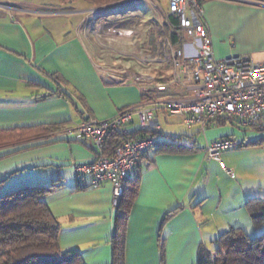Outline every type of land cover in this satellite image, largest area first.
Instances as JSON below:
<instances>
[{
	"label": "crops",
	"instance_id": "0c3cea01",
	"mask_svg": "<svg viewBox=\"0 0 264 264\" xmlns=\"http://www.w3.org/2000/svg\"><path fill=\"white\" fill-rule=\"evenodd\" d=\"M46 3L0 0V130H53L0 148V197L25 186L55 183L41 200L61 224L60 248L79 250L84 264H112L113 188L109 182L89 186V180L76 173L73 163L94 161L98 149L77 139L73 131L86 118L110 119L140 106L143 98L137 85L106 80L83 26L88 17L77 16L86 8L69 7L72 3L70 11L62 7L67 11L56 12ZM204 4L216 57L246 55L264 61V6L239 0ZM63 19L67 22L61 25ZM162 114L154 122L162 128L157 139L176 138L200 150H151L144 157L139 192L127 221L125 264H197L201 247L215 248L222 232L240 227L257 233L247 201L264 197V144L222 153L233 177L204 149L222 138L255 142L264 132L225 119L211 122L203 132L197 124L169 116L188 125L189 133L180 122L164 127ZM128 128L138 131V119Z\"/></svg>",
	"mask_w": 264,
	"mask_h": 264
},
{
	"label": "built area",
	"instance_id": "2783aa9c",
	"mask_svg": "<svg viewBox=\"0 0 264 264\" xmlns=\"http://www.w3.org/2000/svg\"><path fill=\"white\" fill-rule=\"evenodd\" d=\"M133 1L137 0L121 1L104 8ZM239 1L264 6V2L256 0ZM168 14L179 19L180 30L186 38L181 45L165 37L161 39L162 45L156 43L146 50L138 44V39L111 32L115 41L124 43L129 40L132 45L139 46L141 50L132 53L133 60H138L143 67L156 65V69H145L141 73L127 69L121 65L128 56L122 49L114 67L107 69L105 77L108 82L137 85L143 98L142 104L123 109L106 120L89 117L73 131L77 139H84L98 149L94 161L73 163L76 173L86 177L92 187L111 183L115 203L123 196L125 178L141 165L148 150L159 139L143 133H162V128L154 125L160 111L179 117L188 125L197 124L203 132L218 119L241 127H264V61L257 62L246 55L224 59L216 57L209 29L204 22L205 4L202 0H168ZM112 45L113 41L106 42L109 50L115 47ZM135 118L138 119L141 134L133 138L128 125ZM117 131L124 140L112 155H106V141L112 132ZM239 145L232 138H222L208 143L204 152L233 177L234 172L223 161L222 153Z\"/></svg>",
	"mask_w": 264,
	"mask_h": 264
},
{
	"label": "trees",
	"instance_id": "16d2710c",
	"mask_svg": "<svg viewBox=\"0 0 264 264\" xmlns=\"http://www.w3.org/2000/svg\"><path fill=\"white\" fill-rule=\"evenodd\" d=\"M85 1L94 5H102L113 0ZM206 1L202 0L203 3ZM256 1L264 2V0ZM167 19L169 25L167 26L168 23H165L163 26L168 28L164 30V33L162 30L158 29V31L161 36L169 37L173 43L181 45L186 38L184 32L180 30L179 19L169 14ZM152 22L156 27H159L156 21ZM152 42L153 40L151 44H153ZM242 128L264 132V127L259 128L254 125ZM51 131L53 130L50 127L49 129L26 127L0 130V148L24 140L36 139ZM140 134L141 132L138 130L131 136L136 138ZM144 134L156 137V133L145 132ZM123 140L124 137L119 131L112 132L106 141L104 153L112 155ZM247 144H264V137L255 142H242L239 146ZM151 150L157 153H185L199 151L200 148L194 143L181 144L176 138H173L169 141L158 139L148 152ZM140 166L125 178L123 196L115 206L116 228L110 240L113 248L112 264H125L127 221L139 192ZM56 187L55 183L47 186H25L0 197V264H84L79 250L63 251L60 248L61 224L41 200V196L52 192ZM247 208L251 222L257 229V234L251 236L240 227L224 231L217 238L215 248L209 250L201 247L197 264H264V197L249 199ZM177 210H174L173 213Z\"/></svg>",
	"mask_w": 264,
	"mask_h": 264
},
{
	"label": "rangeland",
	"instance_id": "374dc122",
	"mask_svg": "<svg viewBox=\"0 0 264 264\" xmlns=\"http://www.w3.org/2000/svg\"><path fill=\"white\" fill-rule=\"evenodd\" d=\"M121 1L124 2L127 0H121ZM121 1L113 0V1L105 2L102 5H94L88 3L85 0H50V1L47 0L46 5H49V7L57 8L58 10H54L56 12L67 11V10H62V7L63 8L67 7V9L69 7H76V6H79L77 8H86L84 9V11H81V13L79 12L77 16L78 19H80L83 16H86L85 20L88 17V20L86 21L84 20L85 23L83 26L84 28L88 29L90 33V37H92L90 43L93 44L92 46L93 51H95V55L97 54L96 57L99 58L98 62L100 63L104 75H106L107 69H109L110 67H114L116 62L119 60L120 57L119 51L122 49H125L124 53L128 55L127 56L128 58L124 59L123 63L121 64L125 68L127 69L131 68L130 70L132 71L138 70L140 73L145 71V69L148 70L156 69L155 67L156 65L151 67H143L141 64H139L138 60H133L132 53L134 51L139 52V50H141L139 46L137 44L136 46L132 45L129 40L124 41V43L115 41L111 37L112 34L111 32H118L117 34L125 35L133 39L134 38L138 39L139 40L138 44L139 45L141 44L140 46L146 50H150L152 46L156 43L162 45L161 39L165 37L161 36V33L158 31V29L162 30L164 33V30L168 28L163 26L165 23H168L167 21L168 0H137L130 3H126V5L120 3L121 5H119L118 7H111L108 9L104 8L119 3ZM69 4L72 5L69 6ZM68 10L70 11V9ZM153 20L159 24V27H156L154 25L155 23L152 22ZM66 22L67 20L63 19L61 20L60 24L63 25ZM107 22H110V24L107 25L106 24ZM90 24H92V26ZM168 25L169 23L167 24V26ZM162 26L164 27V29L162 28ZM97 28L99 29L96 30ZM152 40H153L152 42L153 44H151ZM107 41L114 42L115 47L112 45L114 47L113 50H109V48L106 47ZM116 67L119 68L118 65H116ZM162 115L163 116H161L162 118L161 123L164 125V127L177 126V124H179L180 122V126L181 125L185 126L183 127L184 131L186 130L185 132L191 133V131L187 129L188 125L183 124L182 120L176 122V120L172 121V119H170L168 114L165 113ZM200 134L201 133H199L198 135ZM215 216L214 218L216 219ZM217 219H219L218 216ZM207 227H211V225ZM249 234L251 236H255L257 233L254 231V232H250ZM210 250H212V248Z\"/></svg>",
	"mask_w": 264,
	"mask_h": 264
},
{
	"label": "bare ground",
	"instance_id": "6f19581e",
	"mask_svg": "<svg viewBox=\"0 0 264 264\" xmlns=\"http://www.w3.org/2000/svg\"><path fill=\"white\" fill-rule=\"evenodd\" d=\"M128 58V57H127Z\"/></svg>",
	"mask_w": 264,
	"mask_h": 264
}]
</instances>
